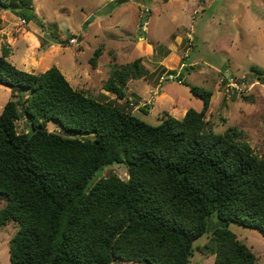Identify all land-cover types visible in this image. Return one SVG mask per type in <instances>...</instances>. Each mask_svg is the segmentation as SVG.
<instances>
[{"label":"trees","instance_id":"16d2710c","mask_svg":"<svg viewBox=\"0 0 264 264\" xmlns=\"http://www.w3.org/2000/svg\"><path fill=\"white\" fill-rule=\"evenodd\" d=\"M28 1L0 0V10L39 18ZM101 54L97 48L94 66ZM9 55L3 46L0 84L10 86L12 99L0 115V193L7 196L0 226L18 223L12 264H190L194 241L215 213L225 226L215 227L200 251L214 255V264H258L228 224L264 234V158L243 129L220 133L206 121L212 90L192 85L202 109L181 118L167 113L154 125L74 87L57 66L29 72ZM252 69L264 82V71ZM148 74L141 58L114 63L105 89L125 98L127 82ZM51 119L90 137L49 131ZM116 162L127 166L126 179L112 173L91 182Z\"/></svg>","mask_w":264,"mask_h":264},{"label":"rangeland","instance_id":"374dc122","mask_svg":"<svg viewBox=\"0 0 264 264\" xmlns=\"http://www.w3.org/2000/svg\"><path fill=\"white\" fill-rule=\"evenodd\" d=\"M28 4L39 18L26 21L10 9L0 10V56L7 46L9 60L23 70L38 73L57 66L74 87L154 125L167 113L181 118L185 108L201 110L203 99L191 86H203L213 92L205 114L210 126L220 133L230 126L243 129L254 152L264 158V82L252 69L264 71V0H29ZM97 48L102 54L94 66L91 57ZM137 58L149 74L130 79L125 98L106 90L113 64ZM224 73L234 76L239 88H228L221 80ZM10 99V86L0 84V115ZM45 127L90 137L65 132L56 119ZM17 128L28 130L25 117L17 120ZM112 173L126 179L127 166L107 165L91 182ZM6 201L0 193V209ZM217 226L225 224L215 213L207 231L194 241L190 264H214L215 256L204 255L199 247ZM228 228L252 247L258 264H264V234L234 221ZM17 229L14 221L0 226V264H12L10 239Z\"/></svg>","mask_w":264,"mask_h":264},{"label":"built area","instance_id":"2783aa9c","mask_svg":"<svg viewBox=\"0 0 264 264\" xmlns=\"http://www.w3.org/2000/svg\"><path fill=\"white\" fill-rule=\"evenodd\" d=\"M74 38L78 39L76 36ZM221 80L227 82L228 88H239V84L236 81V78L234 76H231L230 74L224 73Z\"/></svg>","mask_w":264,"mask_h":264},{"label":"crops","instance_id":"0c3cea01","mask_svg":"<svg viewBox=\"0 0 264 264\" xmlns=\"http://www.w3.org/2000/svg\"><path fill=\"white\" fill-rule=\"evenodd\" d=\"M212 97H213V96H212ZM142 109H144V108H142ZM145 110H146V109H145ZM186 112H187V109L185 108V109L183 110L182 114L185 115Z\"/></svg>","mask_w":264,"mask_h":264},{"label":"water","instance_id":"95a60500","mask_svg":"<svg viewBox=\"0 0 264 264\" xmlns=\"http://www.w3.org/2000/svg\"><path fill=\"white\" fill-rule=\"evenodd\" d=\"M117 163V162H116Z\"/></svg>","mask_w":264,"mask_h":264}]
</instances>
